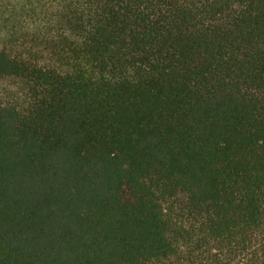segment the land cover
I'll return each instance as SVG.
<instances>
[{
    "label": "trees",
    "instance_id": "16d2710c",
    "mask_svg": "<svg viewBox=\"0 0 264 264\" xmlns=\"http://www.w3.org/2000/svg\"><path fill=\"white\" fill-rule=\"evenodd\" d=\"M0 264H264V0H0Z\"/></svg>",
    "mask_w": 264,
    "mask_h": 264
}]
</instances>
